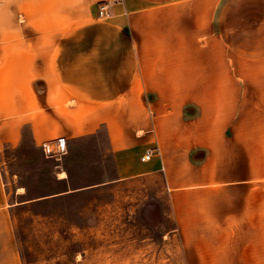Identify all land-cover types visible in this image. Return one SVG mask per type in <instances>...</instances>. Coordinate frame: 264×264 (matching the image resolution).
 <instances>
[{"label": "crops", "instance_id": "crops-1", "mask_svg": "<svg viewBox=\"0 0 264 264\" xmlns=\"http://www.w3.org/2000/svg\"><path fill=\"white\" fill-rule=\"evenodd\" d=\"M102 129L116 180L220 186L264 212V0H0V160L28 135ZM1 161L0 264H22L10 196L26 190Z\"/></svg>", "mask_w": 264, "mask_h": 264}, {"label": "rangeland", "instance_id": "rangeland-1", "mask_svg": "<svg viewBox=\"0 0 264 264\" xmlns=\"http://www.w3.org/2000/svg\"><path fill=\"white\" fill-rule=\"evenodd\" d=\"M2 161L11 191L26 190L10 196L22 264H264V212L220 186L172 196L160 174L116 180L104 129L61 159L28 135Z\"/></svg>", "mask_w": 264, "mask_h": 264}, {"label": "built area", "instance_id": "built-area-1", "mask_svg": "<svg viewBox=\"0 0 264 264\" xmlns=\"http://www.w3.org/2000/svg\"><path fill=\"white\" fill-rule=\"evenodd\" d=\"M109 5L103 4L100 6L99 14L102 18L110 17V12L108 10ZM44 154L46 157H55L56 159H61L62 156L68 152V140L65 137H60L52 142H45L42 145ZM156 149L150 148L147 150L146 154L142 156L143 160H149L155 154Z\"/></svg>", "mask_w": 264, "mask_h": 264}, {"label": "bare ground", "instance_id": "bare-ground-1", "mask_svg": "<svg viewBox=\"0 0 264 264\" xmlns=\"http://www.w3.org/2000/svg\"><path fill=\"white\" fill-rule=\"evenodd\" d=\"M61 177H66L67 176V173L66 172H63V173H61V175H60ZM24 191V188H20L19 189V192H23Z\"/></svg>", "mask_w": 264, "mask_h": 264}]
</instances>
